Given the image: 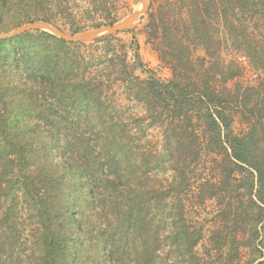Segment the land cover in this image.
I'll list each match as a JSON object with an SVG mask.
<instances>
[{"label":"trees","instance_id":"obj_1","mask_svg":"<svg viewBox=\"0 0 264 264\" xmlns=\"http://www.w3.org/2000/svg\"><path fill=\"white\" fill-rule=\"evenodd\" d=\"M120 2L0 0V33L35 21L79 33L113 21ZM156 3L149 0L146 26L152 39H167L160 49L167 81L144 70L138 54L130 63L114 36L68 44L37 31L0 40V236L28 221L35 253L23 261L25 249L17 255L12 237L0 243V264H242L245 248L257 254L245 264H264L257 229L264 231V94L259 85L235 81L239 72L212 52L223 31L234 50L263 62V53L254 54L264 43V0ZM184 40L203 56L194 61ZM122 99L143 115H127ZM237 118L245 130L235 131ZM149 127L160 131V144L148 139ZM206 183L210 198L221 189L246 190L245 207L240 214L230 208L229 216L237 225L246 212L249 243L224 227L197 252L204 227L187 219L183 201ZM97 204L111 207L118 244L107 239L98 254L73 256L76 216ZM22 241L26 248L29 240Z\"/></svg>","mask_w":264,"mask_h":264},{"label":"rangeland","instance_id":"obj_2","mask_svg":"<svg viewBox=\"0 0 264 264\" xmlns=\"http://www.w3.org/2000/svg\"><path fill=\"white\" fill-rule=\"evenodd\" d=\"M155 1L157 2L155 5H162L165 0H155ZM146 2L148 4V9H149V0H146ZM105 3L106 6L112 7L113 0H105ZM139 4H140V0H122V2L115 5L116 10H114L111 13L114 15L113 17L114 20L113 21H111V19L105 20L104 18L103 20H99L98 24L100 25V27H105L120 22L126 16L131 14L139 6ZM181 14L183 15V17H185V15H187V10L182 9ZM146 17L147 14L139 24L135 25L130 30L123 31L112 36H114L118 41H120L121 44L125 45L128 60L130 63L134 62V56L135 54H138L141 62L143 63L144 70H149L157 78L167 81L171 77V71L164 62L160 61V49L165 47V45L167 44V39L164 38V36L161 37L162 38L161 43L152 39V37L149 34L150 30H148L146 26L148 23ZM91 26L93 25L87 24L84 31L93 29ZM253 28H255V26H253ZM179 31L180 33L183 32L182 27L180 30H178V32ZM29 33H34V32H29ZM65 33H67V31ZM0 34H4V33H0ZM178 37L179 36L177 35V38ZM220 38H221L220 46L214 48L212 51L213 59L216 57L219 60L220 64L225 69L234 72L235 71L239 72L237 73V75H239L240 77L238 80L235 81L245 82L244 84H249L254 86L259 85L260 87L259 91H262V94H264L262 89L264 88V61L261 62L259 59L258 60L253 59L251 58V56L247 57L245 52H243L241 49L234 50L231 47V43L229 41L228 42L226 41V38L223 35V31L220 34ZM75 44H91V43H75ZM180 45L188 49V51L191 50L190 53L194 58L193 59L194 61H196V59H199V57H202L204 54L200 46L197 47L195 45H190V43H187L185 40L184 42H181ZM260 47L257 48L259 51H256V53L254 54L255 56H260L262 53L264 54V43ZM135 73L141 78L146 77V73L142 72V70L140 69H137ZM233 82L234 80L230 82L229 85H233ZM121 101L129 108L126 110L127 115L132 113L138 116L143 115V111L140 108H136L134 104L127 103L124 101V99H122ZM131 105H133V109H131ZM245 128H246L245 124H243L238 118L235 119L234 122L235 131L239 132L241 130H245ZM146 132L148 134L149 140L154 142L155 145L160 144L161 141L160 131L156 127H149ZM54 143L56 144L57 149H59L62 146L63 140L61 137V133H57L54 136ZM57 159L61 160V158H57ZM204 164L208 165V169L212 168L210 162H205ZM213 175L217 176V171H214ZM212 179L213 178H210L209 180L212 181ZM219 179L220 178L218 177L215 180L219 181ZM209 186L210 184L206 183V185L201 188L200 193H196V195L188 193L184 197V201H183L187 210V219L189 221L192 220L198 223H202L204 227L202 240L199 242L196 248L197 252L199 253H204L207 250L209 246V242L212 239H215L216 233L221 229H223L224 227L230 228L229 230L231 231L233 237L238 236L240 238H243V240L246 242H247V235H249V233L247 232L249 231L247 223L246 224L241 223L242 220L247 217L246 212L244 218L242 216L238 217L241 221L237 225L231 223L229 216V213L231 212L230 208L234 209L233 210L234 213L240 214L241 210H243V208L245 207L244 204L247 202L248 199L247 194L245 192L246 190L241 188L238 189L237 192H235L237 195L241 197V198L237 197L238 199H234L235 197L234 192L229 194L228 192H223L222 189L218 191V193L213 198H210L209 197L210 193L207 192L210 189ZM78 216L80 218L78 221H76L77 225H75V227L72 229L73 231L70 234L73 239H77L76 241L77 246H75L72 252L73 256L76 255L85 258L87 255H93L95 253L98 254L99 251H97V246H99L100 243L106 241L107 239H109V242L110 240L112 242L116 241L111 237L113 231L116 230V223L114 222L113 211L110 206L107 205L103 206L101 204H97L96 209L88 208L86 211L83 212L82 216L77 215L76 217L78 218ZM23 220L24 218L22 217L21 220H19V223H21V221ZM26 225H28V221H25L22 223V225L18 226L17 232L11 231V234L6 233L4 234V236H2L3 235L2 234L1 235L2 237L0 236L1 238L0 243L5 242L6 239H11L12 237H16L18 239L16 242L17 255H18V251H20L21 249H25L23 252L21 251L22 253L20 252L22 255L20 254L18 256L23 261L25 260L28 262L30 261L31 257L33 258L35 253L34 250H32L34 245L31 244V242L33 243V240H31L30 238L33 232L31 231V228H29ZM259 227L260 225H257V229L259 231L258 237L259 240L261 237L264 242V231H260ZM229 230H227V232H229ZM122 233L123 232H121V234ZM226 237L229 238L230 236H226ZM23 239H25L26 241L29 240L26 243V248L22 247L21 243L23 242L22 241ZM254 242L258 243V240ZM91 243H93L92 246H90ZM116 244H118L117 241ZM18 245H21V247L19 248ZM239 253H240V257L239 254L238 257L239 259H241L242 264L249 262L251 259L257 258V254H255L253 250L250 248L241 249ZM1 258H4V256H2ZM121 258L123 260L127 259L125 253L124 255L121 256Z\"/></svg>","mask_w":264,"mask_h":264},{"label":"water","instance_id":"obj_3","mask_svg":"<svg viewBox=\"0 0 264 264\" xmlns=\"http://www.w3.org/2000/svg\"><path fill=\"white\" fill-rule=\"evenodd\" d=\"M148 11V4L146 0H140L139 6L128 16L120 22L111 24L105 27L93 28L87 31H82L75 34L63 33L55 26L45 21H35L17 27L7 33L0 34V40L13 39L28 32L42 31L49 33L59 40L68 44L75 43H94L101 39L111 37L117 33L130 30L135 25L139 24L145 17Z\"/></svg>","mask_w":264,"mask_h":264}]
</instances>
